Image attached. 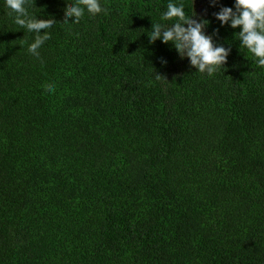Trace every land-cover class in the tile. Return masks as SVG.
Wrapping results in <instances>:
<instances>
[{"label":"trees","instance_id":"1","mask_svg":"<svg viewBox=\"0 0 264 264\" xmlns=\"http://www.w3.org/2000/svg\"><path fill=\"white\" fill-rule=\"evenodd\" d=\"M72 2L25 0L55 21L34 56L0 0V264H264V67L214 15L235 0H172L231 49L211 76L149 42L169 0Z\"/></svg>","mask_w":264,"mask_h":264},{"label":"clouds","instance_id":"2","mask_svg":"<svg viewBox=\"0 0 264 264\" xmlns=\"http://www.w3.org/2000/svg\"><path fill=\"white\" fill-rule=\"evenodd\" d=\"M7 7L16 14L15 21L28 32L34 33L35 38L29 45V52L39 56L38 49L45 41L51 38L50 32L55 23L53 19H38L37 16H29L25 8V0H6ZM210 6L215 7L218 0H209ZM85 10L92 15L101 12L107 13L102 7L100 0H77L66 9V16L72 18L71 23H79ZM221 26L228 25L233 29L240 28L238 32L240 47L246 48L257 59L256 63L264 67V0H235L233 7H221L214 13ZM188 17L184 6L169 0L167 10L163 13L162 21L175 22L169 24L152 23V30L148 33L149 42H171L179 56L188 58L191 66L198 72L214 74L217 67L224 66L227 62L231 49L223 45H215L213 36L206 34V27L210 21L205 18L199 20ZM65 23H68L66 20ZM41 30H44L41 32ZM161 62L167 61L161 58ZM159 77V75H157Z\"/></svg>","mask_w":264,"mask_h":264}]
</instances>
